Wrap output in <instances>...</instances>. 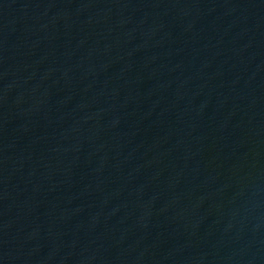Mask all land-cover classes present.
<instances>
[{
    "label": "water",
    "instance_id": "95a60500",
    "mask_svg": "<svg viewBox=\"0 0 264 264\" xmlns=\"http://www.w3.org/2000/svg\"><path fill=\"white\" fill-rule=\"evenodd\" d=\"M0 264H264V0H0Z\"/></svg>",
    "mask_w": 264,
    "mask_h": 264
}]
</instances>
